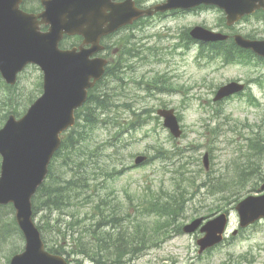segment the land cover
<instances>
[{
	"label": "rangeland",
	"instance_id": "rangeland-1",
	"mask_svg": "<svg viewBox=\"0 0 264 264\" xmlns=\"http://www.w3.org/2000/svg\"><path fill=\"white\" fill-rule=\"evenodd\" d=\"M141 1L150 6L164 0ZM222 17L219 10L208 8L144 21L134 31V45L140 55L128 61L133 68L123 70L119 75L123 80L109 76L98 88L108 92L112 106L101 116L106 121L89 134L88 148L99 149L100 155L98 162L86 169V175L99 186L101 195L108 194L110 198L126 204L128 196L136 199L144 191H156L160 187L170 189L174 181L183 182L188 177L194 182V186L187 185L190 201H187L185 213L171 226L165 240L144 250L133 260L123 259L122 264H264V221L232 236L231 232L238 229V216L234 210L237 203L233 202L235 197H227L230 191L221 195L210 194L207 187H198L208 175L234 183L236 175L246 170L244 166H248L249 155L246 139L253 137L257 131L264 134V63L254 58L247 63L231 64L224 63L220 57L209 60L200 57L195 44H190L182 53L180 47L174 49L180 42L179 38L198 25L213 31L237 32L264 39V19L249 17L235 25L234 29H227L221 21ZM130 32L127 30L118 34L112 39V44ZM73 42L68 40L65 44ZM157 72L166 74L177 91L151 93L145 90V83H149ZM238 80L249 83V92L257 100L256 105L248 103L245 94L219 104L212 102L219 86ZM41 81L42 74L36 66H28L19 75L14 98L22 114L32 103L29 100L40 96ZM0 90L4 92L1 83ZM161 105L173 108L179 117L183 129L180 139H173L163 128L161 118L157 116L156 119L154 111ZM145 110L148 112L144 113ZM133 112L143 113V118ZM130 122L142 124L128 131L126 128ZM160 147L169 159L156 158L147 165H134L137 156L156 155ZM205 153L209 155L207 171L202 164ZM262 154L252 159L260 168L241 187L238 201L255 194L253 189L262 183L264 151ZM73 161L75 158H72L69 166L75 170L71 164ZM94 165L99 166L101 171L94 169L92 178L91 168ZM107 170L113 174L111 178H106ZM60 171L61 167L58 169ZM252 171L248 169L246 177ZM66 176L69 178L71 173ZM235 191L237 189L232 190ZM227 211L231 217L227 240L198 255L196 241L200 233L185 234L181 229L193 219H208ZM57 216L58 213L54 212L51 218ZM3 218L7 219V216ZM51 236L52 240L54 236ZM4 255L7 253L0 251V264H7ZM82 264L93 263L83 259Z\"/></svg>",
	"mask_w": 264,
	"mask_h": 264
},
{
	"label": "water",
	"instance_id": "water-1",
	"mask_svg": "<svg viewBox=\"0 0 264 264\" xmlns=\"http://www.w3.org/2000/svg\"><path fill=\"white\" fill-rule=\"evenodd\" d=\"M22 1L0 0V75L6 84L14 86L18 74L32 64L42 71L43 84L42 94L26 113L19 119L9 116L0 129V206L12 204L25 242L23 252L13 256L9 264H66L61 257L45 251L32 219L31 199L60 147V135L74 125L75 111L85 103L88 90L104 74L106 61L90 58L102 49L101 37L141 16L201 4L222 9L227 26H231L245 15L259 9L264 11V0H166L147 9H136L131 0L121 4L112 0H41L43 10L38 14L22 11ZM41 25L47 26V31H41ZM64 35H79L83 43L78 48L62 50L59 43ZM190 35L204 42L228 38L202 27L193 28ZM233 39L240 48L264 58V41L248 40L241 35H234ZM243 88L239 83H228L217 91L214 101ZM157 115L163 118V126L179 138L181 130L174 110L159 109ZM144 159L137 157L135 164ZM204 163L207 166V155ZM235 209L242 228L264 219V195L249 196ZM228 220L225 213L205 223L199 218L184 226L183 232L189 234L199 229L202 237L197 245L201 254L223 241Z\"/></svg>",
	"mask_w": 264,
	"mask_h": 264
},
{
	"label": "trees",
	"instance_id": "trees-1",
	"mask_svg": "<svg viewBox=\"0 0 264 264\" xmlns=\"http://www.w3.org/2000/svg\"><path fill=\"white\" fill-rule=\"evenodd\" d=\"M24 8L34 12L39 9V5L25 4ZM186 41L189 43L187 39ZM199 52L200 57L209 60L220 57L224 63L230 64L247 63L254 58L251 53L237 49L232 43L201 45ZM136 56H139L138 51L128 49L124 44L119 56L106 68L103 79L89 91L86 104L76 112L75 126L62 136L60 149L52 160L46 181L33 197V216L35 218L39 216L37 227L50 252L66 255L69 258L82 256L96 264H122L125 258L128 261L133 260L144 250L165 240L170 227L181 218L187 201H190L187 185L194 184L191 179L174 182L168 190L160 187L157 191L141 192V196L136 199L128 196L126 204H122L110 198L108 194L101 195L99 186L93 184L86 175V169L97 163L100 155L99 149L88 148L89 134L106 121L101 116L112 106L108 92L103 88L102 90L98 88L103 86L109 76L121 81L119 75L123 73V70L132 68L128 65V59ZM257 61L264 62V60ZM169 82L166 76L156 73L149 83H145V88L146 90L175 91L168 84ZM0 83L4 90L3 93L0 90L1 127L10 114L20 117L22 113L18 111L19 104L14 98L17 87L6 86L1 79ZM250 100L255 102L254 98ZM29 102L32 100L30 99ZM147 112V110L144 111V113ZM133 114L142 118L144 115L134 112ZM141 124L142 122L137 124L130 122L126 130H133ZM88 149L89 151L86 152ZM162 149V147L157 149V154H161L164 159ZM248 149V166H244L246 170L236 175L234 183L208 177L202 181L200 186H208L211 193L217 194L245 185L252 178L254 171L260 168L252 159L259 158L260 154L263 155L262 139L256 138L248 141ZM156 157L153 156L148 160L156 159ZM72 158H75V162L71 163L75 170L69 166ZM60 167L61 171L58 172ZM94 169L101 171L99 166H92V178ZM248 169L253 171L246 177ZM110 172L108 170L105 172L106 178L113 176ZM67 173H71L69 178L66 176ZM229 185L234 188L231 189ZM231 194L234 197L238 195L234 192ZM237 197L234 201H237ZM54 212L58 213V216L51 218ZM5 215L7 219L3 218ZM51 235L54 236L52 240ZM21 241L12 208L10 206L1 207L0 251L7 253L4 255L5 259L19 251Z\"/></svg>",
	"mask_w": 264,
	"mask_h": 264
},
{
	"label": "flooded vegetation",
	"instance_id": "flooded-vegetation-1",
	"mask_svg": "<svg viewBox=\"0 0 264 264\" xmlns=\"http://www.w3.org/2000/svg\"><path fill=\"white\" fill-rule=\"evenodd\" d=\"M118 2H121V1H123V0H117ZM141 5H143V4H141ZM174 13H181V12H174Z\"/></svg>",
	"mask_w": 264,
	"mask_h": 264
},
{
	"label": "bare ground",
	"instance_id": "bare-ground-1",
	"mask_svg": "<svg viewBox=\"0 0 264 264\" xmlns=\"http://www.w3.org/2000/svg\"><path fill=\"white\" fill-rule=\"evenodd\" d=\"M244 166V165H243Z\"/></svg>",
	"mask_w": 264,
	"mask_h": 264
}]
</instances>
